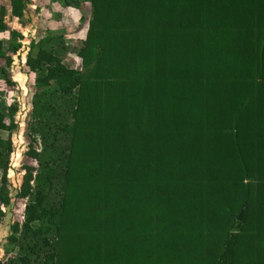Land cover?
Here are the masks:
<instances>
[{"label":"trees","instance_id":"1","mask_svg":"<svg viewBox=\"0 0 264 264\" xmlns=\"http://www.w3.org/2000/svg\"><path fill=\"white\" fill-rule=\"evenodd\" d=\"M83 1L78 44L30 43L35 165L0 264H264V0ZM8 2L0 101L23 40L6 18L28 5ZM16 112L0 110V224Z\"/></svg>","mask_w":264,"mask_h":264},{"label":"rangeland","instance_id":"2","mask_svg":"<svg viewBox=\"0 0 264 264\" xmlns=\"http://www.w3.org/2000/svg\"><path fill=\"white\" fill-rule=\"evenodd\" d=\"M0 3L7 6L8 0H0ZM27 10L21 19L10 15L6 22L12 29L19 31L22 36V47L20 52L13 56V64L9 70L12 81L16 83L10 88L0 101V110L6 111L14 104L17 107L15 121L18 124L17 130L12 134L14 145L11 155V170L8 172L9 191L11 203L4 209L5 217L0 224V261L5 260L13 251L7 243L10 224L15 220H21V212L24 202L16 199V194L21 183L25 165H35L34 161L26 156L29 140L27 138V125L31 114V98L33 94L32 76L27 72L25 61L30 53L31 41H38L47 32L63 33L65 38L72 45L82 40L86 32V23L79 24L81 17L89 18L90 7L88 2L77 0L71 8L64 6L60 0H27ZM4 45H7L6 37L2 38ZM35 54V50L32 51ZM70 66H78L74 56L67 58Z\"/></svg>","mask_w":264,"mask_h":264}]
</instances>
